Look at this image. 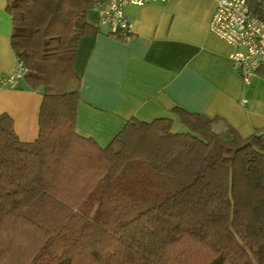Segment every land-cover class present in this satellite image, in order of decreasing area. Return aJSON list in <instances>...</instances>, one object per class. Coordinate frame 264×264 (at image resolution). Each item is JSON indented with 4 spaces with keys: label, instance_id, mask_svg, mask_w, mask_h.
I'll list each match as a JSON object with an SVG mask.
<instances>
[{
    "label": "trees",
    "instance_id": "1",
    "mask_svg": "<svg viewBox=\"0 0 264 264\" xmlns=\"http://www.w3.org/2000/svg\"><path fill=\"white\" fill-rule=\"evenodd\" d=\"M93 3L6 0L9 44L43 98L34 141L0 114V264H264V131L176 107L183 132L161 117L128 119L105 147L76 133ZM248 4L264 19V0Z\"/></svg>",
    "mask_w": 264,
    "mask_h": 264
},
{
    "label": "crops",
    "instance_id": "2",
    "mask_svg": "<svg viewBox=\"0 0 264 264\" xmlns=\"http://www.w3.org/2000/svg\"><path fill=\"white\" fill-rule=\"evenodd\" d=\"M0 0V75L14 69L11 16ZM216 0H158L142 6L127 5L132 22L127 37L111 36L97 25L89 9L87 22L97 31L77 40L73 70L80 100L75 131L105 147L128 119L151 122L165 117L172 132H183L175 108L219 117L247 137L264 131V77L244 83L231 61V46L208 28ZM24 78L0 86V114L12 118L16 136L24 142L38 137V115L43 96ZM240 100H245L243 104Z\"/></svg>",
    "mask_w": 264,
    "mask_h": 264
},
{
    "label": "built area",
    "instance_id": "3",
    "mask_svg": "<svg viewBox=\"0 0 264 264\" xmlns=\"http://www.w3.org/2000/svg\"><path fill=\"white\" fill-rule=\"evenodd\" d=\"M155 1L158 0H94L91 9L97 12L98 26L106 27L111 36L125 38L132 32V22L125 7ZM213 10L208 28L231 46V61L244 83H249L258 68L264 65V19L250 10L248 0H216ZM28 72V68L17 60L11 72L0 75V86L13 84ZM244 102L240 100L241 104Z\"/></svg>",
    "mask_w": 264,
    "mask_h": 264
},
{
    "label": "water",
    "instance_id": "4",
    "mask_svg": "<svg viewBox=\"0 0 264 264\" xmlns=\"http://www.w3.org/2000/svg\"><path fill=\"white\" fill-rule=\"evenodd\" d=\"M262 8H264V7H262Z\"/></svg>",
    "mask_w": 264,
    "mask_h": 264
},
{
    "label": "rangeland",
    "instance_id": "5",
    "mask_svg": "<svg viewBox=\"0 0 264 264\" xmlns=\"http://www.w3.org/2000/svg\"><path fill=\"white\" fill-rule=\"evenodd\" d=\"M71 84V83H70Z\"/></svg>",
    "mask_w": 264,
    "mask_h": 264
}]
</instances>
